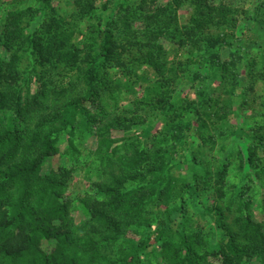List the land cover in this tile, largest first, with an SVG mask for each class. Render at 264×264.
Masks as SVG:
<instances>
[{
	"label": "rangeland",
	"instance_id": "rangeland-1",
	"mask_svg": "<svg viewBox=\"0 0 264 264\" xmlns=\"http://www.w3.org/2000/svg\"><path fill=\"white\" fill-rule=\"evenodd\" d=\"M4 1L14 5L2 7L5 14L10 12L9 14L12 16L5 15V21H2L1 25L13 23L15 20L19 26L18 31L20 30L23 35L27 37L42 35H37L42 29L41 25L52 15L49 12L40 11L39 0H24L18 5L13 0ZM125 1L129 3L128 5L132 4L133 7H137L139 0ZM72 2L73 0H51L52 7H55L56 10L55 16L67 21L68 25L63 28L65 33L68 29L71 32L77 27L82 30L85 15L83 11L82 13L80 11L89 7L90 3L99 5L101 0H82L81 6L75 11L72 10L74 6ZM116 2L118 3L113 5L110 16L116 18L119 15L116 22L120 23L124 16L125 6L120 4V0ZM148 2V7L144 12L133 8V12L127 14L132 17L141 12L151 19L147 20L144 16L141 17L142 19L136 17L134 28L141 35L139 38L142 39L140 43L143 46L140 50L145 51V44L150 42L149 51L152 53L156 66H161L163 79L158 83V87L149 89L147 84L152 79H156L157 75L152 68H148L140 62L129 64L121 70L108 71L107 84L110 83V89L107 94H103L101 97L102 111L97 112L95 108L87 107L88 113L95 119L92 124L88 125L90 130L83 137L79 135L78 130L70 131L68 129L60 133L57 145L58 153L45 163L42 174H47L50 170L57 171L59 168L66 170L68 177L66 176L64 199L70 201V209L66 217L54 219L52 231L81 230L83 223H86V218L81 211V201L88 198H99L98 185L112 186L115 182L114 178L124 181L129 191L126 202L131 204L140 198L145 185L141 184L140 186V184H133L124 179L122 169L118 165L125 153L123 144L124 141H128L127 135L123 130L112 126L117 118L123 116L127 118L126 112L134 110L147 116L145 121L147 125L159 124L155 126L157 130L141 144L142 148L147 150L151 161H155L156 151L158 150V153L159 150L161 151L160 156L162 157L151 164L158 167H161L162 163L168 167L176 166L177 163L182 164L180 156L182 149L188 162L193 155L200 156L213 176L221 168L225 170L221 186H216V181L212 179L213 190L211 192H208L206 196H200L198 203L187 201L182 215L174 214L175 221L180 223L178 230L180 233L188 236L199 235L200 242L192 243L201 258L200 263L222 264L219 257L212 256V248L217 244L225 245L227 243L224 234L233 235L237 244L251 245L245 237H241L243 241L238 239L240 221L244 214L239 209L240 199L249 201V213L251 212L258 220L261 219L260 213H264L258 186V180L264 178V174L259 171L264 158L248 162L250 141H246V138L242 137L244 133H249L252 136L261 135L262 143H264V81H261L264 71V27L255 21L248 20L250 17L258 16L255 10L257 9L256 0H152ZM223 5L237 11L233 17L234 20L229 19V22H226L220 17ZM120 13L123 14L120 15ZM209 15H211L209 24L212 22L210 25H202L200 28L185 31L184 28L191 25V18L206 17L205 19H209ZM245 18L246 20H244ZM218 37L221 40L211 46L214 39ZM71 40L75 41L74 38ZM16 41L18 42L11 39L10 51L5 53L4 59H1V71L4 72L6 67L13 65L11 64L13 62L12 54H16L20 61L15 63L14 67L18 79L21 77L20 85L17 88H19L20 100L24 106L30 103V107L33 108L32 98L37 96L44 102L43 113H53L57 106L74 97L78 90L83 88L85 84L80 79L74 88L69 85V79L58 77L55 78L54 85L50 86L51 83L48 82L52 76L50 70L41 78L46 82V87H44L46 97L43 98L40 80L32 78L29 82H25L23 79L27 72L30 74L33 72L31 71L33 56L22 54V51L16 47L21 40L17 39ZM207 42L210 49L205 53L203 47ZM221 43L223 44L220 45ZM133 51L134 55L139 56L137 47ZM0 53L3 54V52ZM198 55H200L199 58L196 57ZM56 59L49 58L50 63L44 64L42 68L35 63L37 72L39 73L41 69H51V63L59 62ZM194 59L199 61L198 65L192 63ZM218 59L225 69H217L215 62ZM75 68L84 69V65L78 64V67ZM127 69L131 76L127 74ZM145 70L150 73V82L145 85L135 82V74L132 71L140 77ZM198 74L202 76V79H197ZM73 76L71 75V77ZM3 79H6V76ZM159 80L161 79L157 78L158 82ZM215 80H220L221 84L217 85ZM4 82L0 81L2 88H13L11 81ZM59 83L63 85H59ZM58 87L63 90L59 92ZM197 87H201L205 91L203 98H199L198 95L193 96L190 91ZM54 89L57 90L56 95L53 94ZM157 101H161L162 106L167 104L170 111L168 110L165 115L162 114ZM181 111L185 116L184 122L180 120ZM32 113L33 118L28 115L25 120L28 132L36 128L46 130V125L38 124L39 114L35 111ZM211 119L220 121L217 126H213ZM199 120L207 124L201 138L197 140L192 135L191 126L196 127ZM180 122L182 128L186 126L189 129H184L182 132L178 125ZM56 124L59 126V123L56 122ZM168 126H172L171 131L167 128ZM75 128L78 129L77 126ZM68 132L72 134L70 135ZM138 132H132L128 136L132 134H134L133 137L139 136L141 132ZM174 133L177 134L176 137L173 136ZM166 134L167 137H164ZM103 138L114 141L113 146L106 154H103L106 147L100 143ZM190 142L192 143L190 144ZM259 154L264 157V152ZM194 172L198 173L199 169L196 168L188 173V180L191 179V174ZM216 188L223 194V199L216 197L214 192ZM161 190L167 193L168 188L165 183ZM144 198L139 199V204ZM156 203L157 201L150 204L142 202L140 204L142 209L137 210V213L120 216L123 223L122 236L112 247L111 258L128 255L130 251L133 252L144 235L151 234L154 227L147 230L143 219L151 216ZM217 205L223 211L222 219H218V224L225 227V232L222 234H219L221 230L217 228L216 219L202 216L205 207ZM184 213H187L188 216L182 218L185 216ZM245 213L248 212L245 211ZM87 225V231H85L87 233L98 227V224ZM108 231L110 234L111 230ZM83 233L80 232V235ZM102 233H107L106 227H100L99 231L92 233L91 236L96 237ZM125 241L127 242L123 244ZM160 252L162 253L159 254ZM176 255L177 248L175 247L166 248L163 251L149 249L144 253L141 251L138 260L141 264H173L176 261ZM261 258L262 256L257 258L259 260L253 257L243 258L240 264H261L260 260H263Z\"/></svg>",
	"mask_w": 264,
	"mask_h": 264
},
{
	"label": "trees",
	"instance_id": "trees-1",
	"mask_svg": "<svg viewBox=\"0 0 264 264\" xmlns=\"http://www.w3.org/2000/svg\"><path fill=\"white\" fill-rule=\"evenodd\" d=\"M13 1L16 5L24 2V0ZM116 1L118 0H101V3L97 5L98 7L90 3L89 7L80 11V13L83 11L85 15L83 29L77 27L71 32L68 29L65 33L63 28L68 25L67 21L55 16L56 10L55 7H52L51 0H39L41 3L40 11L49 12L52 16L41 25L42 29L37 34H42L41 36L27 37L20 33V30L18 31L19 26L15 20L13 23L1 25V22L5 21L4 16L10 13L5 14L2 7L14 4L0 0V52H3V54L0 53V81L3 80L4 83L11 81L13 86L12 89H7L2 88V84H0V264H141L138 260L141 251L143 253L149 249L163 251L173 247L177 248V258L173 264H201V258L196 253L192 243L198 244L200 242L199 235L188 236L180 233L178 231L180 223L175 221L174 214L182 215L187 201L198 203L200 196H206L208 192H211L213 190L212 179L216 181V186H221L225 170L221 168L215 177L211 175L200 156L193 155L188 162L182 149L180 151L182 164L177 163L173 167H168L163 163L161 167L151 164L162 157L160 156L161 151L159 150L158 153L157 150V154L154 156L155 161H151L147 150L142 148L141 144L157 130L155 126L159 124L147 125L145 122L147 116L134 110L126 112L127 118L125 116L117 118L112 126L123 130L128 140L124 141L125 153L121 163L118 164L119 168L122 169V177L133 184L145 185L140 196V198H145L140 204L142 202H149L150 204L157 201L151 216L143 219L147 230L154 227L151 234L144 235L146 232L142 234L144 237L133 252L130 251L128 255L111 258L110 255L113 253L111 249L122 236L123 223L120 216L135 214L137 210L142 209L139 204L140 198L131 204L126 202L129 191L124 181L119 180L120 178H114L115 182L112 186L98 185L99 198H88L81 201V211L86 218V223H83L81 230L52 231L54 219L66 217L70 209V201L64 199L66 176L68 177L66 170L59 168L57 171L50 170L49 173L42 174L45 163L58 153L57 145L60 133L68 129L70 131L78 130L79 135L83 137L90 130L88 125L92 124L95 119L93 115L88 113L87 107L95 108L97 112L102 111L101 97L103 94H107L110 89V83L107 84L109 80L108 71L112 69L121 70L129 64L140 62L146 67L152 68L157 78L161 80L158 82L156 78L150 82V73L147 70L140 77L132 71L135 74V82L141 85L150 82L147 85L152 90L155 86L158 87V83L163 79L162 68L156 66L152 53L149 51L150 42L145 44V51L140 50L143 46L140 43L142 39L139 38L141 35L134 28L136 17L142 19L141 17L144 16L147 20L149 19V16L141 12L146 10L148 1L152 0H139L137 7H133L132 4L128 5L129 3L125 0H120V4L125 6L124 16L120 23L116 22L119 15L116 18L110 16L113 5L118 3ZM72 3L74 5L72 10L75 11L81 6L82 0H73ZM256 6L257 9L255 10L258 16L250 17L248 20L255 21L264 27V0H256ZM133 8L141 12L130 17L128 14L133 12ZM236 12L223 5L221 6L220 17L229 22V19L234 20L233 17H235ZM9 16L12 14L7 15V17ZM210 16L209 19H205L206 17L203 16H201L203 18H191V25L184 28L185 31L208 25ZM44 32L45 34H43ZM71 38H74L75 41L72 42ZM11 39L15 42L20 39V43L16 46L17 49L21 50L24 55L33 56L31 62L33 65L31 71L33 72L32 74L27 72L23 79L25 82H29L32 78L40 80L43 98L46 97L44 93L46 82L45 79L41 80V78L50 70L52 71L50 72L52 76L48 80L51 83L50 86L54 85L56 77L69 79V85L72 87L77 86L78 79L83 81L85 85L78 90L74 97L57 106L53 113H43L44 102L39 100L37 96L32 98L33 108L30 107V103L24 106L20 100L19 88H17L20 85L21 77L18 79L14 67L15 63L20 61L18 56L12 54L11 60L13 62L11 64L13 65L6 67L4 72L1 71V59H4L5 53L10 51ZM219 40H221L220 37L215 38L211 46L218 43ZM136 47L139 50V56L133 54V49ZM209 49L210 46L207 42L203 50L206 53ZM196 57L199 58L200 55ZM49 58H57L56 60L59 62L57 64L51 63V69H41L38 73L37 66L34 64L36 63L42 68L44 64L50 63ZM192 63L198 65L199 61L194 59ZM215 63L217 69H225L219 59ZM78 64L84 65V69L75 68L78 67ZM128 70L126 71L128 72ZM127 74L131 76L130 72ZM71 75L74 76L71 77ZM5 76L6 79H3ZM262 77L264 78V71ZM263 78L261 81H264ZM197 79H202V76L198 74ZM155 83L157 84L155 85ZM215 83L219 85L221 81L215 80ZM59 85L63 84L59 83ZM57 90L60 92L63 89L58 87ZM57 90L54 89L53 94L56 95ZM190 91L193 96L198 95L199 98H203L205 93L201 87L192 88ZM200 102L201 99L199 104ZM157 103L162 114L165 115L168 110L170 111L167 104L162 106L161 101H157ZM33 111L39 114L37 117L38 124L46 125V130L36 128L28 132L25 120L28 115L33 118ZM197 112L199 113L198 110ZM184 118L185 116L181 111L180 120L184 122ZM211 120L213 126H217L220 121L219 119ZM56 122L59 123V126ZM206 124V122L202 123L199 120L196 127L191 126L192 135L197 140L201 138ZM178 125L182 132L184 129H189L186 126L182 128L181 122ZM167 128L169 131L172 130V126ZM140 129H142L141 133L138 132ZM132 132H138L140 135L128 136ZM68 134L71 135L72 133L68 132ZM176 135L174 133L173 136L176 137ZM260 136H252L249 133L242 135L246 141H250L248 162L264 158L259 154L264 152V143H262ZM164 137H167V134ZM100 143L106 147L103 151V154H106L109 148L113 146L114 141L103 138ZM196 168L199 169V172L192 173L191 179L188 180L187 174ZM259 171L264 174V161L261 163ZM164 183L168 188L167 193L161 190ZM258 186L264 207V178L258 180ZM214 192L217 198H224L217 188ZM239 203V209L244 214L240 221L238 239L243 241L241 237H245L251 245L247 243L237 244L234 236L226 233L224 238H226L227 243L225 245L217 244L213 247L212 256L219 257L222 264H240L243 258L253 257L259 260L257 258L262 256L261 259L263 260H260V263L264 264V213H260L261 219L258 220L251 212L249 213L250 203L248 200L241 198ZM184 215L182 218L188 216L187 213ZM202 216L216 219L217 228L221 230L219 234L225 232V227L218 224V219L223 217L220 206L205 207ZM87 224H98V227L87 233L85 232L87 231ZM100 227H106L107 233L98 234L96 237L91 236L92 233L98 232ZM108 230H111L110 234ZM80 232L84 233L80 235Z\"/></svg>",
	"mask_w": 264,
	"mask_h": 264
}]
</instances>
